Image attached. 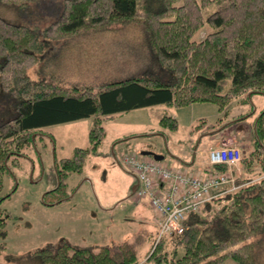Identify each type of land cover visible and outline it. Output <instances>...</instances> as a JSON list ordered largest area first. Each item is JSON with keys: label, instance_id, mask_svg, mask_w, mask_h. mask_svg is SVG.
<instances>
[{"label": "trees", "instance_id": "16d2710c", "mask_svg": "<svg viewBox=\"0 0 264 264\" xmlns=\"http://www.w3.org/2000/svg\"><path fill=\"white\" fill-rule=\"evenodd\" d=\"M1 1L24 8L36 0ZM210 2L214 8L204 18L199 7ZM237 13L239 25L234 20ZM204 19L214 29L195 40L192 36ZM122 24L137 25L171 77L131 76L100 83L96 89L68 88L28 77L26 68L38 58L46 38L85 27L120 29ZM245 90L264 92V0H62L57 16L40 29L37 23H16L0 15V94L13 96L16 112L0 122V180L10 150L16 152L33 130L46 125L97 117L87 147H75L72 155L55 158L61 179L80 171L84 154L96 151L101 117L156 103L182 106L212 101L222 110ZM158 122L170 130L178 126L177 118L167 112ZM251 131L250 148L241 159L244 176L254 173V177H245L236 187L204 201L184 218L183 233L156 237L141 263L128 241L93 251L63 239L20 261L0 264H224L226 257L239 264H264V108L251 122ZM216 168L224 170L226 165ZM3 219L0 216V224ZM178 247L183 249L179 254ZM4 248L5 241H0V252Z\"/></svg>", "mask_w": 264, "mask_h": 264}, {"label": "rangeland", "instance_id": "374dc122", "mask_svg": "<svg viewBox=\"0 0 264 264\" xmlns=\"http://www.w3.org/2000/svg\"><path fill=\"white\" fill-rule=\"evenodd\" d=\"M61 4L62 0H36L23 8L0 0V15L16 23H37L40 29L57 16ZM199 8L205 18L214 8V2L201 4ZM237 15L240 16L237 13L234 20L239 25ZM122 25L117 27L120 29L110 30L85 27L60 37L46 38L38 58L26 68L28 77L51 80L68 88L92 89L100 83L131 76L171 77V72L154 58L137 25ZM213 29L204 19L192 38L201 40ZM3 92L0 94V122L16 113L13 96ZM263 108L264 92L245 90L232 97L222 110L212 101L182 106L156 103L110 118L101 117V122L108 120L106 131H98L100 142L96 152L84 154L82 169L71 171L61 179L55 158L72 155L75 146L87 147L89 130L97 117L53 123L33 130L16 152L12 148L13 153L7 154L6 168L1 174L0 216L4 222L0 229L5 234L0 233V241H5V248L0 252V263L20 261L32 251L63 239L93 251L104 243L112 245L113 241L126 240L134 246L137 258H142L158 237L159 229L147 199H141L132 191L133 175L117 163L115 154L120 156L123 151L129 153L145 148L169 156V152L187 145L188 120L200 122L201 118L212 123L211 130L226 128L225 133L215 137L216 143L235 145L245 154L251 144V122ZM170 111L181 118L180 122L177 119L178 129L168 131L166 136L160 135L157 130L162 126L157 116ZM243 115L244 118L239 119ZM127 134L122 144L121 140L114 143L117 150L114 154L112 140ZM209 136L205 137L206 141H211ZM182 154L183 151L180 156ZM242 169L240 159L230 169L234 183L224 187L231 189L232 184L242 182L245 177H254V173L244 176ZM60 180L63 183L59 186ZM110 205L107 211L106 206ZM182 250L178 247V254ZM223 263L239 264L230 257Z\"/></svg>", "mask_w": 264, "mask_h": 264}, {"label": "built area", "instance_id": "2783aa9c", "mask_svg": "<svg viewBox=\"0 0 264 264\" xmlns=\"http://www.w3.org/2000/svg\"><path fill=\"white\" fill-rule=\"evenodd\" d=\"M242 157L239 147H211L207 155L206 173L167 166L154 159H139L132 152L122 156L123 164L138 179L136 195L147 197L158 226V236L179 235L184 232V218L196 211L227 183H234L230 169ZM225 164L226 169L215 167Z\"/></svg>", "mask_w": 264, "mask_h": 264}, {"label": "crops", "instance_id": "0c3cea01", "mask_svg": "<svg viewBox=\"0 0 264 264\" xmlns=\"http://www.w3.org/2000/svg\"><path fill=\"white\" fill-rule=\"evenodd\" d=\"M167 113H169V114L173 115L174 117H176L178 119V121L180 122L181 118H180V116L177 113H174L173 111H170V112H167ZM115 114H117V113H114V115ZM162 114H158L157 122H158V120H159V118H160V116ZM114 115H112V117ZM107 120H102V122H101L102 130H104V131H106L105 123H106ZM197 120L198 119H196L195 121L188 120V122L186 123V125L189 126L188 134L186 136L188 141H187V145L186 146H182L183 149H178L180 152L181 151L184 152V154H182L181 156H180V152H178V150H174L175 152L172 150L173 152H169V156H167L163 152H160V151L154 152V151H151V150H147L145 148H141L140 150L137 149V150L132 151V152L136 153V155H137V157L139 159L153 158L155 161H157L159 163H162V164H165V165H168V166H171V167L184 168V169H188L191 172L200 173V174L206 173L207 168H208L207 166H209L207 164L208 150L211 147H213V146H217L218 144L220 145V141H218L216 143L215 137L218 136V134L222 133L224 130H226V128L224 130H219V131H217V133H214L212 135L211 134V129H210V127L212 126V123H207L206 119H204V118H201L200 122H198ZM193 128H195V131L193 130ZM177 129H178V126L174 130H170V129H167L165 127H162V128H158L157 131H158V133H160V135H165L166 136L165 133H167L168 131H175ZM239 129H241V128H239ZM224 133H225V131H224ZM207 135H210L211 138H212L211 141L212 140H214V141H212V142L210 140L206 141L205 137ZM127 137H128V134H127V136L126 135L125 136H116V138H114L112 140L113 145L111 146V148H112L114 154H115V151L117 152L116 145L114 143H116L117 141L121 140L120 144H122L123 140H125ZM96 150H97V147H96ZM124 153H125V151L121 152L120 156H117L115 154V160L121 166H123L121 158H122V155ZM166 156H167V158H166ZM130 173L133 175V180H132L131 183L133 184L132 191L134 192L135 185L137 183V178L135 177V175L132 172H130ZM239 184H240V182H238L236 184H232V186L233 185H239ZM229 188L230 187H224L221 190H226V189H229ZM142 198L147 199V201L149 203V199L147 197H141V199ZM119 200H118V202H119ZM113 201H114L113 203L116 202V200H113ZM111 205L110 206H106L107 207L106 208L107 211H108V209L111 208ZM103 209H105V208H103ZM124 241H126V240H124ZM119 242H122V240L121 241H113V244H117ZM103 245H109V244L108 243H104ZM145 257L146 256H143L142 258H140V262H142ZM161 264H167V263H161Z\"/></svg>", "mask_w": 264, "mask_h": 264}]
</instances>
